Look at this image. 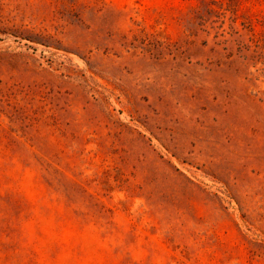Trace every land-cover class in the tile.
<instances>
[{
	"label": "rangeland",
	"instance_id": "1",
	"mask_svg": "<svg viewBox=\"0 0 264 264\" xmlns=\"http://www.w3.org/2000/svg\"><path fill=\"white\" fill-rule=\"evenodd\" d=\"M0 264H264V0H0Z\"/></svg>",
	"mask_w": 264,
	"mask_h": 264
}]
</instances>
